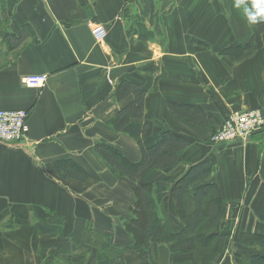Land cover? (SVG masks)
Segmentation results:
<instances>
[{
  "label": "crops",
  "instance_id": "crops-1",
  "mask_svg": "<svg viewBox=\"0 0 264 264\" xmlns=\"http://www.w3.org/2000/svg\"><path fill=\"white\" fill-rule=\"evenodd\" d=\"M236 3L154 0L151 12L150 0H0V109L29 113L26 139L0 142V264H99L97 245L89 251L72 242L77 221L122 251L105 258L108 264H152L149 247L132 249L125 227L134 219L129 209L136 184L108 167L95 149L105 143L133 163L141 160L139 144L114 129L119 111L134 100L118 99L123 81L140 87L153 82L143 117L133 121L152 127L146 146L167 131L190 143L176 166L140 180L153 185L155 209L168 230L175 232L167 214L170 191L190 167L209 158V183L225 213L220 227L236 236L262 234L264 130L242 143H209L231 113L264 115V33L245 13V6L255 11L253 0ZM141 17L153 33L149 40L137 32ZM95 23L107 30L103 43L91 34ZM251 39L257 46L252 56L235 63L221 54ZM37 75L48 76L43 89L23 85L24 77ZM168 103L198 110L204 130ZM64 160L78 164L88 180L63 179L54 164ZM236 236L228 241L225 264L243 252L264 254V247L241 246ZM162 264L200 263L193 254L178 253Z\"/></svg>",
  "mask_w": 264,
  "mask_h": 264
},
{
  "label": "trees",
  "instance_id": "trees-1",
  "mask_svg": "<svg viewBox=\"0 0 264 264\" xmlns=\"http://www.w3.org/2000/svg\"><path fill=\"white\" fill-rule=\"evenodd\" d=\"M153 3L154 0H150L148 11H153ZM143 18L141 17L137 22V32L142 39L149 40L153 33L144 29ZM150 21H153L152 18ZM252 24L264 33V19L258 18V22ZM256 50L255 41L251 39L247 44L232 46L221 54L237 63L252 56ZM152 83L149 80L146 86L140 87L132 82L123 81L118 86L116 93L119 100H125L130 95L134 97V100L117 114L114 129L130 136L139 144L141 160L133 163L121 150L105 143H97L96 152L108 167L118 172L119 176L126 177L136 184L134 189L136 201L130 207L134 219L126 227L127 233H130L134 240L132 249L144 250L149 247L146 256L152 264L168 262L171 254L178 253L193 254L200 264H213L223 255L228 239L219 232L225 213L216 187L209 183L212 174L211 160L206 158L190 167L170 191L167 197V207L173 216L183 222V228L175 232L169 231L158 216L154 199L151 196L153 185L140 182L143 176L152 170H167L176 166L180 161L181 153L190 144L186 137L167 131L155 145L151 147L145 145L146 140L152 135V127L133 121L143 117L145 99L153 89ZM168 105L176 114L189 118L194 124V129L204 130L206 122L198 110L173 103H168ZM54 167L65 180L73 179L82 183L88 180L84 169L73 160L56 162ZM142 218L144 225L140 226ZM44 230L45 233H52V230L48 228H44ZM90 231L91 229L84 222L77 221L71 240L76 246L79 245V249L83 250L85 248L90 251V247H93L91 245H97L103 253L99 256V264L101 262L108 264L109 260H105V258H110V254L114 256L122 254L120 250H116L110 245L109 239L104 235ZM101 242L102 244H98ZM238 242L247 248L256 245L264 247V231L262 234L243 232L240 234ZM233 264H264V254L253 251L243 252L239 257L234 258Z\"/></svg>",
  "mask_w": 264,
  "mask_h": 264
},
{
  "label": "built area",
  "instance_id": "built-area-1",
  "mask_svg": "<svg viewBox=\"0 0 264 264\" xmlns=\"http://www.w3.org/2000/svg\"><path fill=\"white\" fill-rule=\"evenodd\" d=\"M91 34L98 43H103L107 30L102 24H91ZM47 75L26 76L22 79L24 86L42 89L47 85ZM29 113L25 110L0 109V142L20 143L29 132ZM264 130V116L259 111L232 113L221 128L211 136L213 145L222 146L247 140L250 136Z\"/></svg>",
  "mask_w": 264,
  "mask_h": 264
},
{
  "label": "rangeland",
  "instance_id": "rangeland-1",
  "mask_svg": "<svg viewBox=\"0 0 264 264\" xmlns=\"http://www.w3.org/2000/svg\"><path fill=\"white\" fill-rule=\"evenodd\" d=\"M232 114V113H231ZM230 114V115H231ZM229 115V116H230ZM228 116V117H229ZM227 117V118H228ZM248 140V139H247ZM209 143L211 144V145H213L212 144V142H211V139H209ZM233 144V143H232ZM229 145H231V144H227V145H225V146H229ZM176 211H177V209H176ZM167 214H168V217H169V224L171 225L172 224V227L174 228V230L176 231L178 228L180 229H182L183 228V222L180 220V219H178V217H176V216H173L172 215V213H171V211L168 209V207H167ZM130 214H132V212H131V209H130ZM133 216V215H132ZM130 222V221H129ZM163 222V221H162ZM164 225H165V222L163 223ZM142 225H144V220H143V218H142V220H141V224H140V226H142ZM167 226V225H166ZM125 227H127V225L125 226ZM168 229V228H167ZM171 231H173V230H171ZM219 232H221L222 234H224L226 237H227V239H228V241L229 240H231V241H233V237L234 236H236V232H230L229 233V231L228 230H223L222 229V227H220L219 228ZM129 235L130 236H132L130 233H129ZM240 237V234H237V236H236V238H239ZM230 241V242H231ZM98 244H102V242L101 243H98ZM92 246V245H91ZM231 251H232V249H231ZM121 253H122V251H120ZM229 252H230V245H229V249H228V242H227V245H226V248H225V250H224V253H223V255H221L219 258H218V260L217 261H221V262H223V264H225V262L228 260V258H230V255H229ZM111 256H112V258L114 257V258H117L118 256H114V255H112V254H110ZM172 255V254H171ZM229 255V256H228ZM85 256L87 257V255L85 254ZM197 260V259H196ZM198 262V261H197Z\"/></svg>",
  "mask_w": 264,
  "mask_h": 264
},
{
  "label": "clouds",
  "instance_id": "clouds-1",
  "mask_svg": "<svg viewBox=\"0 0 264 264\" xmlns=\"http://www.w3.org/2000/svg\"><path fill=\"white\" fill-rule=\"evenodd\" d=\"M243 2L244 0H237L236 6L239 7ZM252 8L255 9V11L245 6V13L251 23H257L258 18L264 19V0H253Z\"/></svg>",
  "mask_w": 264,
  "mask_h": 264
}]
</instances>
